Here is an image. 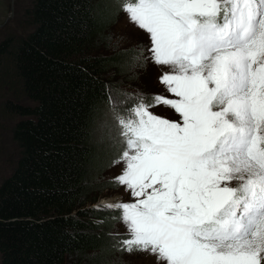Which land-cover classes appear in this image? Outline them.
Segmentation results:
<instances>
[{
    "label": "snow or ice",
    "instance_id": "1",
    "mask_svg": "<svg viewBox=\"0 0 264 264\" xmlns=\"http://www.w3.org/2000/svg\"><path fill=\"white\" fill-rule=\"evenodd\" d=\"M147 51L176 99L113 111L135 202L109 204L123 250L167 264H264V0H132ZM140 57H136L139 59ZM165 105L178 119L149 109Z\"/></svg>",
    "mask_w": 264,
    "mask_h": 264
},
{
    "label": "trees",
    "instance_id": "2",
    "mask_svg": "<svg viewBox=\"0 0 264 264\" xmlns=\"http://www.w3.org/2000/svg\"><path fill=\"white\" fill-rule=\"evenodd\" d=\"M120 2L32 0L27 36L0 43V89L14 98L1 106L17 148L0 183V264H114L123 250L110 232L120 212L93 206L112 187L99 181L112 156L98 152L92 126L129 96L104 78L135 61L131 49L106 53Z\"/></svg>",
    "mask_w": 264,
    "mask_h": 264
},
{
    "label": "rangeland",
    "instance_id": "3",
    "mask_svg": "<svg viewBox=\"0 0 264 264\" xmlns=\"http://www.w3.org/2000/svg\"><path fill=\"white\" fill-rule=\"evenodd\" d=\"M130 2L132 0H121L115 21L107 33L108 35L105 34L109 37V51L106 52L107 54L123 52L128 49L135 51L133 67L127 66L122 72L115 70V68L114 70L110 69V73L113 74L104 76L105 79H112L116 82L121 81V88L129 95L124 98H116L115 101L109 103L113 109L116 108L115 106L124 109L125 111L121 110L120 112L122 114L135 103L134 101L133 104L128 106L122 104L123 100L130 98V96L134 97L135 95L143 94L146 101H150L156 95L176 99L166 90V86L160 82V78L168 71L167 66L156 65L150 59H145V57L150 55L147 51V47L150 45L148 34L131 23L128 15L122 11V6ZM31 6L32 0H0V43L8 37L24 38L27 36L31 30V25L28 24L26 13L31 10ZM136 57L140 58L136 59ZM127 72L128 74H126ZM131 73L132 76L129 75ZM126 75L132 81L122 79ZM6 98L14 99L11 94L0 89V183L3 177L9 174L11 159L17 152L16 145L10 138L14 119L5 115L2 111L1 103ZM131 99L134 100L133 98ZM149 110L158 117L170 121L178 119V114L175 113V110L165 105L154 106ZM92 126L94 130L93 139L100 147L98 152L101 151V155L106 153L108 156H112L106 168L101 171V179H99L101 182L110 181L112 187L104 188L99 192L96 203L93 206L110 211L108 208L100 206L102 201L106 203L107 200L115 199L118 203L135 202V198L130 195V192L126 191L125 187L119 185L115 180V177L126 170V163L121 156L125 149L117 131L113 110L110 108L99 110ZM113 204L116 203L114 202ZM120 216L121 213L113 222L110 232L125 240L130 237V233L126 225L121 221ZM113 261H115L113 262L114 264H167L166 261L158 258V253H140L135 250L132 253L120 250L119 254H114Z\"/></svg>",
    "mask_w": 264,
    "mask_h": 264
},
{
    "label": "bare ground",
    "instance_id": "4",
    "mask_svg": "<svg viewBox=\"0 0 264 264\" xmlns=\"http://www.w3.org/2000/svg\"><path fill=\"white\" fill-rule=\"evenodd\" d=\"M102 203H104V202H102Z\"/></svg>",
    "mask_w": 264,
    "mask_h": 264
},
{
    "label": "built area",
    "instance_id": "5",
    "mask_svg": "<svg viewBox=\"0 0 264 264\" xmlns=\"http://www.w3.org/2000/svg\"><path fill=\"white\" fill-rule=\"evenodd\" d=\"M103 202V201H102Z\"/></svg>",
    "mask_w": 264,
    "mask_h": 264
}]
</instances>
